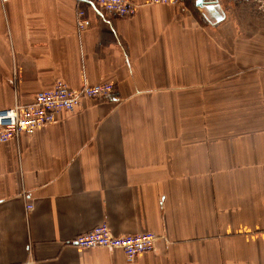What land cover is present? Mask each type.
<instances>
[{"label":"crops","instance_id":"obj_1","mask_svg":"<svg viewBox=\"0 0 264 264\" xmlns=\"http://www.w3.org/2000/svg\"><path fill=\"white\" fill-rule=\"evenodd\" d=\"M130 1L0 0V110L56 81L114 89L0 143V264H264V42L224 41L258 36L253 0ZM103 223L154 250L71 244Z\"/></svg>","mask_w":264,"mask_h":264},{"label":"built area","instance_id":"obj_2","mask_svg":"<svg viewBox=\"0 0 264 264\" xmlns=\"http://www.w3.org/2000/svg\"><path fill=\"white\" fill-rule=\"evenodd\" d=\"M7 1V0H3ZM105 12L118 17L133 16L139 5L130 0H90ZM179 0H148L149 4L175 5ZM78 30H84L90 24L84 12L76 13ZM109 83L95 86H82L74 90L62 81H56L45 90L39 91L34 101L28 105H15L0 112V143L8 142L21 134L31 135L37 128L52 124L62 112L73 113L83 99L107 98L113 93ZM27 206V209H31ZM157 236L151 232L115 237L103 223L91 231L77 236L72 245L78 249H104L121 251L127 261H133L138 255L152 252Z\"/></svg>","mask_w":264,"mask_h":264},{"label":"rangeland","instance_id":"obj_3","mask_svg":"<svg viewBox=\"0 0 264 264\" xmlns=\"http://www.w3.org/2000/svg\"><path fill=\"white\" fill-rule=\"evenodd\" d=\"M252 3L256 6L257 17H254L255 24L252 26L258 29V36L255 35L250 39V36H243L245 39L234 40L228 36L225 37L226 43H246V42H264V0H253ZM257 36V37H256ZM234 40V41H233ZM218 42H223V40L218 39ZM260 64V63H259ZM263 65V64H260ZM48 89V88H47ZM45 90V89H44ZM233 108L232 104H228L226 101H214L211 100L210 109V120L211 127L215 125H223L227 123H232L233 120Z\"/></svg>","mask_w":264,"mask_h":264},{"label":"water","instance_id":"obj_4","mask_svg":"<svg viewBox=\"0 0 264 264\" xmlns=\"http://www.w3.org/2000/svg\"><path fill=\"white\" fill-rule=\"evenodd\" d=\"M204 2V0H196V5L201 6Z\"/></svg>","mask_w":264,"mask_h":264},{"label":"bare ground","instance_id":"obj_5","mask_svg":"<svg viewBox=\"0 0 264 264\" xmlns=\"http://www.w3.org/2000/svg\"><path fill=\"white\" fill-rule=\"evenodd\" d=\"M0 112H1V110H0Z\"/></svg>","mask_w":264,"mask_h":264}]
</instances>
